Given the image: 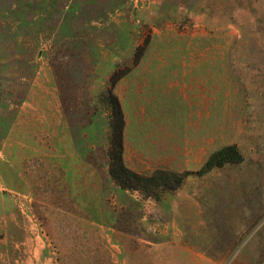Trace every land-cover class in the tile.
I'll return each instance as SVG.
<instances>
[{"label": "rangeland", "instance_id": "1", "mask_svg": "<svg viewBox=\"0 0 264 264\" xmlns=\"http://www.w3.org/2000/svg\"><path fill=\"white\" fill-rule=\"evenodd\" d=\"M0 264H264V0H0Z\"/></svg>", "mask_w": 264, "mask_h": 264}, {"label": "trees", "instance_id": "2", "mask_svg": "<svg viewBox=\"0 0 264 264\" xmlns=\"http://www.w3.org/2000/svg\"><path fill=\"white\" fill-rule=\"evenodd\" d=\"M110 134L106 152L108 175L113 183L122 191L139 192L145 198L158 197L161 193L171 192L178 188L190 175L204 176L214 169L226 165H235L243 158L235 146H228L211 154L202 167L195 173L180 175L155 172L150 176L139 175L128 169L123 159V132L125 129L124 115L118 100L109 93Z\"/></svg>", "mask_w": 264, "mask_h": 264}]
</instances>
